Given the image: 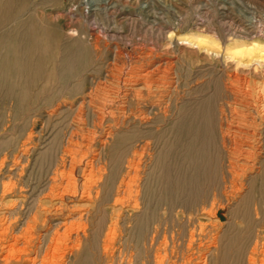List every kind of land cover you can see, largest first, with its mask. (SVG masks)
<instances>
[{
  "label": "rangeland",
  "instance_id": "374dc122",
  "mask_svg": "<svg viewBox=\"0 0 264 264\" xmlns=\"http://www.w3.org/2000/svg\"><path fill=\"white\" fill-rule=\"evenodd\" d=\"M85 1L86 0H13L12 2L14 5L12 4L10 9L4 8L5 2H3V11H1L2 14L0 13V35L4 36V40H0V163L6 157L8 160L5 159V161H8L9 165L11 164L10 168L13 166L12 168L14 169L18 165L22 168L19 167L21 169L18 171L19 175L17 173L14 175L15 180L11 177L8 178L10 176L6 174L8 171H6V175L2 176V179L0 178V217L3 215L5 216L10 210L17 208V210L15 209V214H17L15 216H17V218H19V216L29 217V222L32 221L35 215H42V218H44L47 213L49 214L58 209L55 198L54 200L56 202H54L53 198L51 199L47 196L48 189L51 187L49 182L54 179L58 182L55 187L57 190L55 192L56 195L59 191L63 190L65 192H62L69 197L71 195L70 192H73V187H77V189L79 186H82L83 189L84 187L88 188L87 182L89 181L90 185V181L92 183V181L96 180L91 184L92 187L89 186L92 188L93 192L90 195L92 199L87 197L85 193V195L83 194L80 198L78 196L76 199H66L65 202L63 201V205H67L65 206L67 208V214L71 212L70 207L73 206V214L75 216L78 215V212L79 215L85 214L84 221L78 220V222H86L85 224L88 225L85 232V234H87L88 243L86 242L85 245L80 247V249H82L79 255L75 257L77 259L73 258L69 260L68 254L70 251L69 248L71 247L69 241L65 246L60 247L61 249L57 251V253L47 252L46 247H42L43 240L40 236L42 234L44 235L47 228L37 227L32 232L34 237L32 246L34 243L36 245L32 248V250H34L32 251L33 254L31 258L33 259L35 257V264H48L49 262H51L49 264H128L127 261L130 262V264H158L159 262H162V264H192V262H194L193 264H196V262L197 264H213L210 259L207 260V258H204L205 253L213 248V245L210 244L211 237L215 236L216 232H220L221 234L218 233V236L221 237L224 233L223 230L227 229V222L229 220H233L236 225L235 230L241 234H239L236 239L238 244H234L236 248L233 247V250L228 247L224 249L221 254V256L223 255L221 262L223 261L224 263L222 262L221 264H264V67L254 63L250 65L239 64V62H236L238 61L237 59L234 60L227 57L225 51V47L232 40H253V38L262 39L264 37V0H113L118 3V10L109 11L111 15L108 14L109 12L104 13L106 10L103 9L105 7L102 5L95 15L89 14L87 15L89 17L86 16L85 18H81L79 12L84 8L83 5ZM81 5L83 7H81ZM24 21H26V24ZM240 28H243V31L246 30V28L248 30L251 29L250 32H253L252 36H248V33L239 30ZM84 30L85 32H89L91 36H95H92V39L95 40L96 37L100 39L98 40L100 41L98 53L87 44H75L74 47L72 45L67 46L66 40L69 39V36L73 35L76 37ZM51 31H53V33H51L52 35L48 34V32L50 33ZM37 33H39L38 38ZM76 33L77 35H74ZM23 34L26 36L24 43L21 42V40L19 41ZM197 34H207L214 39L218 45L210 47V50L207 51L196 44L194 46L189 45L186 41H181V39L189 38ZM235 34L241 36L237 37ZM18 36L19 39L17 38ZM32 36L34 37L33 39L31 38ZM1 38L3 37L1 36ZM17 39L18 42H16ZM26 46L29 50L27 49L23 52ZM115 50L120 51L122 61L115 59ZM19 52H21V54ZM147 54H152V58L150 56L148 57ZM145 55L147 56L145 57ZM141 57L142 60H144L143 62L140 61ZM158 61L166 63V65L169 62L171 65L168 64L169 66H166L164 64L161 73L157 75L158 77L154 76L149 80H152V82L149 83L150 94L153 95L152 93H154V96L150 94V96H148L146 91H142V97L139 96L140 94H133L132 98L131 96L127 97L129 88L128 81L130 80L131 74L130 70L133 71L134 68H139L142 63L145 67H141L146 68L147 64ZM210 80L211 82H209ZM152 89L156 91L152 92ZM136 97H140L138 98V102ZM146 97L147 99H145ZM135 99L137 105L135 104ZM140 99H142V102ZM128 101L132 102L130 103ZM186 105L189 106L186 108L189 109L190 118H188V123L183 126V128H185L181 133L183 139L179 138L181 140L179 142L181 143L178 142L175 144L174 148H167L164 146L161 147V149L159 148V151H161L158 155V168L156 172L152 173L154 178L152 176L150 177L157 183L155 185L161 184L160 187L162 186L161 188H163V190L165 189V191L161 190L159 186H157V191L152 189L150 194L154 196L150 198V209H147L143 216L128 221L126 217L129 214L134 215L135 213H131L127 205L125 206L126 200L123 198L125 195L123 194L125 193V187L121 182L124 181L123 183H125L126 165L133 151L132 149L136 147L138 150L140 145H148L147 152L150 153L149 156H152L156 142L160 145L166 140L167 136V139L170 138V131L165 129V118L167 120L170 119L181 107L184 108ZM235 108L237 110H235ZM134 110H136L137 113H134ZM137 110L142 114L147 112L146 115L148 117L152 116L150 120H148L149 118L143 114L145 120L149 122V126H132L134 115H136V117L140 115ZM170 110L173 111L172 114ZM251 114L254 115L251 116ZM199 121H202L201 123L203 126ZM219 121H222L221 124L223 125H219ZM227 121H229V123ZM156 123L158 124L157 127ZM232 123L233 126H231ZM192 124L194 125L192 126ZM195 125L198 126L197 130L200 127V131L198 130L199 133H195L198 131L193 130L194 135L193 133H189V131L193 132L191 130L196 129ZM124 126H126V128ZM152 126L155 127L153 128ZM246 126H248V128H246ZM158 127L160 128L158 129ZM116 128L120 130V133L114 137L113 141L109 142L103 154L99 148L100 143L109 130H115ZM219 128L221 129L219 130ZM177 131L178 130H175V133ZM201 131L203 133L202 135L200 133ZM253 132L255 133L253 134ZM158 135L161 138H159ZM183 135L185 137H183ZM241 140L243 142H251L250 144L252 146L255 145V150L259 146L263 147V150H261V152L256 150V154L254 153L255 150H250L249 152V150H245V148L239 151L233 150V144H239V142H242ZM114 142H116V145H113ZM25 143L30 149V152L28 154V159L22 163L15 157L19 155ZM178 145H181L182 152L181 147ZM190 145L194 148L196 147L195 149L197 150L193 149ZM176 146L179 147L180 154L182 155H177L178 153L176 151L178 148ZM32 148L35 149V152H33L34 150ZM222 148L224 150H222ZM184 150L186 152H184ZM235 152L236 154L240 153V156L238 154V156L235 155ZM227 155H229V157ZM242 155L247 157L244 158ZM61 156H65L63 158L67 160L64 167L61 164ZM238 157H241V159ZM71 160H73V162H71ZM93 161H98L100 164L96 162L95 164L97 165H95ZM71 163H73V166L76 164L75 168L78 169H74ZM57 166L59 168H55ZM70 167L73 168L71 169ZM54 171L56 174H54ZM70 172L75 178L70 177ZM52 174L54 177H52ZM58 175H60L61 178ZM80 176L83 177L85 181L81 180ZM89 176L93 179L89 178ZM100 176H102V180L97 182V178L99 180ZM86 177L89 179L87 180ZM249 178L253 180L251 181ZM151 179L150 181H152ZM7 180H14L12 182H14V184L16 183V186L19 184L18 187L20 188V192L17 191V193L13 195V198H2L1 184L9 182ZM118 182H120L119 184L122 186L119 185ZM59 183L62 184L58 185ZM94 183H97V185H95L99 188H97ZM180 183L185 184L181 185ZM192 183H196L195 186L197 185L196 187H198L199 190H197L198 188L194 189V184L191 187ZM54 184L55 183H52L51 185ZM176 184L181 185L179 189L182 188V190L184 186L186 191L192 189L189 190V192H185V195L190 193L189 196L185 197L189 203L186 209L187 211L181 209L171 210V206L173 205L171 201L174 198L169 192L176 188ZM164 185L169 188H164ZM186 185H190L188 190ZM170 186L171 188L173 186V188L171 189ZM90 188H88V191ZM121 191L123 192L122 194ZM119 192L121 196H118ZM93 194H95V196H93ZM243 194L247 195V200L245 201L246 204L242 203L244 205L242 206V204H240L238 207V209H242V211L240 212L239 210V212L237 211L235 214L230 213L231 205L237 200H241V197L245 196ZM231 195L232 197H229ZM16 196L17 199H19L18 203V200L15 201ZM97 196L98 198H96ZM88 198L91 199V201ZM115 198L119 199L116 200ZM230 198H233V200ZM79 200L84 204L78 202ZM69 201L75 204L73 203L72 205ZM116 201H119L122 205ZM211 202L220 206L221 210H217L220 214L216 213V216H211L206 214L205 211L200 210L204 207H210L212 204ZM78 203L81 208L78 206ZM21 204L22 206H20ZM89 206H91V208ZM118 206L122 208L120 207L121 209L119 208L117 212L114 208ZM123 207H126V209ZM20 208L22 209L20 210ZM246 208L247 212L242 214ZM254 208L257 210L256 212ZM42 211H45L46 213H44L46 215ZM195 213L199 215H195ZM115 217L118 220H116ZM76 218H78V216ZM210 218L211 220H209ZM111 219L116 220L117 230L114 236L110 235L105 238V235L108 233ZM137 219L138 221H136ZM162 219H165V221H162ZM216 221L217 225L219 226V224H221V226H216ZM195 224L196 227L193 226ZM189 225L192 228L189 227ZM213 225L217 228H214ZM204 227L206 229H204ZM208 227L210 229H208ZM202 229L206 232L204 234L208 232L206 237L211 235L208 238L210 241L208 239V242L205 240L207 246H203L202 248L198 242L196 243L198 247L195 244H189L192 237L191 232L195 231L193 235L200 237ZM80 231H82V229ZM164 231L166 233H163ZM211 231L216 232L213 235ZM56 233H53L50 239H56L64 232L62 229ZM164 234L167 235L165 236ZM170 234H174V238L173 235L171 236ZM257 234H259V236ZM163 237L165 238L163 239ZM200 238L201 240L203 239V237ZM200 238H198L197 241L200 240ZM48 239L49 238H47V240ZM185 240H187V243ZM254 240H258L260 245L255 254H251L250 247L253 246ZM162 242L165 246L162 245ZM152 243H156L155 245L157 247L155 245L154 247ZM187 245L188 247H186ZM219 247L217 246L218 249H220ZM36 248L40 249V251ZM63 248L65 250H63ZM162 248L164 251L161 250ZM203 249H206L207 252ZM189 250H192L194 253L192 251V254L189 253ZM184 251L186 253H184ZM215 251L216 250L213 251V254L216 257L219 256L218 258L220 259V253ZM227 251L229 252L227 253ZM45 254L48 255L47 258ZM61 257L62 259H60ZM189 257H191V259H189ZM202 259H204V261ZM214 263L219 264L217 259Z\"/></svg>",
  "mask_w": 264,
  "mask_h": 264
},
{
  "label": "bare ground",
  "instance_id": "6f19581e",
  "mask_svg": "<svg viewBox=\"0 0 264 264\" xmlns=\"http://www.w3.org/2000/svg\"><path fill=\"white\" fill-rule=\"evenodd\" d=\"M13 0H0V13H1V11H3V2H5V6H4V8H9L10 9V7H11V5L13 4V2H12ZM117 1V0H116ZM116 1H113V0H86L85 1V3H84V8L83 9H81L80 10V16H81V18H85L87 15H89V14H94L95 15V13H97V11L99 10V8H100V6H102L103 5V7H105V8H103L104 10H106V12H104V13H107V12H109V11H116V10H118V3L116 2ZM83 2V1H82ZM14 5V4H13ZM82 5H81V7H83ZM102 9V10H103ZM122 10V9H121ZM5 11V10H4ZM7 11V10H6ZM70 13V12H69ZM113 13V12H112ZM2 14V13H1ZM14 14V13H13ZM109 15H111L110 14V12L108 13ZM124 14V13H123ZM12 15V14H11ZM114 15V14H113ZM15 16V15H14ZM99 16V15H98ZM124 16V15H123ZM87 17H89V16H87ZM113 17V16H112ZM124 17H126V16H124ZM19 20V19H18ZM116 20V19H115ZM28 21V20H27ZM127 21V20H126ZM25 22V24H26V21H24ZM24 22H23V24H24ZM28 23V22H27ZM88 23V22H87ZM29 25V24H28ZM241 26V25H240ZM1 27V26H0ZM18 27V26H17ZM58 28V27H57ZM33 29V28H32ZM89 29V28H88ZM245 29V28H244ZM34 30V29H33ZM54 30V29H53ZM60 30V29H59ZM181 30V29H180ZM179 30V31H180ZM236 30V29H235ZM239 30H242L243 31V28H240ZM250 30L251 29H247L246 28V30H244L243 32H247L248 33V36H252V33L250 32ZM261 30V29H260ZM36 31V30H35ZM86 31H87V29H86ZM171 31H173V30H171ZM71 32V31H70ZM234 32H236V31H234ZM260 32V31H259ZM45 33V32H44ZM51 33H53V31H51L50 33L48 32V34H51ZM55 33V32H54ZM67 33V32H66ZM263 33V32H262ZM38 35H37V38L39 37V33H37ZM47 34V33H46ZM170 34V33H169ZM174 34V33H173ZM179 34H180V32H179ZM232 34V33H231ZM242 34V33H241ZM25 34H23L21 37H20V39H19V36L17 37L18 39H19V41L21 40V42H23L24 43V41H25V37L26 36H24ZM28 35V34H27ZM52 35V34H51ZM54 35V34H53ZM74 35H77V33L76 34H74ZM236 35V34H235ZM247 35V34H246ZM1 36L3 37V38H1ZM69 36V35H68ZM93 36V35H92ZM91 36V34L89 33V32H85V30L83 31V32H81V33H79L76 37H74L73 35L72 36H69V39H67L66 40V44H67V46H75V44H87L90 48H92L95 52H99V48H98V45L100 44V41H98V40H100V39H97L98 37H96L95 38V40L94 39H92L93 37H95V36H93L92 37ZM187 36V35H186ZM237 36V35H236ZM241 36V35H240ZM239 35L237 36V37H240ZM36 37V36H35ZM107 37V36H106ZM28 38H29V36H28ZM32 39L34 38L33 36L31 37ZM52 38V37H51ZM18 39H17V41L16 42H18ZM55 39V38H54ZM235 39V38H234ZM243 39V38H242ZM0 40L1 41H3L4 40V36L3 35H0ZM0 41V42H1ZM63 41H65V40H63ZM181 41L182 42H184V41H186L189 45H194L195 46V44L197 45V46H199V47H202L203 49H206L207 51L208 50H210V47H213V46H215V45H218L217 43H216V41L214 40V39H212L210 36H208L207 34H197V35H195V36H191V37H189V38H185V39H181ZM37 42V41H36ZM57 42V41H56ZM99 42V43H98ZM185 42V43H186ZM38 43V42H37ZM63 43V42H62ZM21 44V43H20ZM179 44H181V43H179ZM21 46H22V44H21ZM52 46V45H51ZM62 46H64V45H62ZM84 46V45H83ZM105 48V47H104ZM22 49V48H21ZM29 50V48L26 46L24 49H23V52H25L26 50ZM63 49V48H62ZM2 50V49H1ZM150 50V49H149ZM218 50V49H217ZM18 51V50H17ZM16 51V52H17ZM225 51H226V54H227V57H230L231 59H237L238 61H236V62H239V64H242V65H250V64H252V63H254V64H257L258 66H261V67H264V37L262 38V39H255V38H253V40H232V41H230L229 43H228V45L225 47ZM70 52V51H69ZM135 52H136V50H135ZM223 52V51H222ZM2 53V52H1ZM20 54H21V52H19ZM28 53V52H27ZM26 53V54H27ZM141 53V52H140ZM150 53V52H149ZM160 53V52H159ZM179 53V52H178ZM209 53V52H208ZM30 54V53H29ZM136 54V53H135ZM181 54V53H180ZM148 55V57L150 56L151 57V55L152 54H147ZM147 55H145V57L147 56ZM22 56H23V54H22ZM113 57V56H112ZM114 57H115V59L116 60H121L122 59V55H121V53H120V51H116L115 50V52H114ZM147 57V58H148ZM156 57V56H155ZM140 58V57H139ZM152 58V57H151ZM133 59V58H132ZM137 59V58H136ZM135 59V60H136ZM144 59V58H143ZM146 59V58H145ZM156 59H157V57H156ZM129 60V59H128ZM149 60H150V58H149ZM122 61V60H121ZM140 61H144V60H142V57H141V60ZM141 62V63H142ZM23 63V62H22ZM133 63V62H132ZM135 63V62H134ZM137 63H138V61H137ZM137 63H136V65H137ZM140 63V62H139ZM171 63H172V61H171ZM143 64V63H142ZM142 64H140L141 66H144V65H142ZM144 64H145V62H144ZM166 65V63H162L161 61H158V62H151L150 64H147V66H146V68H142L140 65V67L139 68H131L130 66V68L131 69H133V71L132 70H130L131 71V74H130V80L128 81L129 82V88H128V91H127V97H129V96H131V98H132V95L133 94H140L139 96L140 97H142L143 95H142V91H146V93H147V95L148 96H150L151 94H150V87H149V83H151L152 82V80L151 81H149L150 79H152L151 77H154V76H157V75H159L160 73H161V69H162V66L163 65ZM168 64H170L169 62H168ZM167 64V65H168ZM133 65V64H132ZM146 65V64H145ZM166 65V66H167ZM171 65V64H170ZM12 66V65H11ZM125 66V65H124ZM169 66V65H168ZM20 67V66H19ZM137 67V66H136ZM145 67V66H144ZM170 67H172V66H170ZM213 67V66H212ZM253 67H254V65H253ZM127 68V67H126ZM165 68V67H164ZM169 68V67H168ZM22 69V68H21ZM113 69V68H112ZM255 69H256V67H255ZM127 70V69H126ZM170 73H172V72H170ZM236 73V72H235ZM114 74V73H113ZM166 74V73H165ZM237 74V73H236ZM20 75V74H19ZM29 75V74H28ZM222 75H223V73H222ZM162 76V75H161ZM164 76V75H163ZM233 76V75H232ZM231 76V77H232ZM21 77V76H20ZM158 77V76H157ZM168 77V76H167ZM19 78V77H18ZM235 78V77H234ZM128 79H129V77H128ZM157 79V78H156ZM223 79V78H222ZM159 80H161V79H159ZM158 80V81H159ZM264 80V79H263ZM24 81V80H23ZM155 81H157V80H155ZM161 81H163V80H161ZM209 82H211V80L209 81ZM216 82V81H215ZM161 83V82H160ZM163 83V82H162ZM245 83V82H244ZM126 84H128V83H126ZM207 84V83H206ZM217 84V83H216ZM248 84V83H247ZM156 85V84H155ZM176 85V84H175ZM174 85V86H175ZM228 85V84H227ZM227 85H224V86H227ZM236 85V84H235ZM240 85V84H239ZM27 87V86H26ZM157 89V88H156ZM246 89V88H245ZM157 90H159V89H157ZM250 90V89H249ZM153 91H156V90H153L152 89V92ZM181 91V90H180ZM211 91V90H210ZM151 92V93H152ZM175 92V91H174ZM264 92V91H263ZM160 93V92H159ZM236 93V92H235ZM150 94V95H149ZM153 95H151V96H154V93H152ZM228 94V93H227ZM125 95V94H124ZM191 95V94H190ZM240 95V94H239ZM253 95V94H252ZM184 96V95H183ZM233 96V95H232ZM235 96V95H234ZM134 97V96H133ZM140 97H136V99H137V102H138V98H140ZM145 97V96H144ZM186 97V96H185ZM244 97V96H243ZM249 97V96H248ZM247 97V98H248ZM256 97V96H255ZM180 98H181V96H180ZM136 99H135V102H136ZM145 99H147V97L145 98ZM229 99V98H228ZM142 99H140V101H141ZM154 100H155V98H154ZM162 100V99H161ZM161 100H159V101H161ZM238 100V99H237ZM243 100V99H242ZM260 100V99H259ZM264 100V99H263ZM140 101H139V103H140ZM146 101V100H145ZM148 101V100H147ZM158 101V100H157ZM128 102H130V101H128ZM132 102V101H131ZM130 102V103H131ZM134 102V103H135ZM137 102L135 103L136 105H137ZM142 102V101H141ZM175 102V101H174ZM196 102V101H195ZM238 102V101H237ZM125 103V102H124ZM145 103V102H144ZM239 103V102H238ZM241 103H242V101H241ZM146 104V103H145ZM152 104V103H151ZM151 104H150V106H151ZM155 104H157V103H155ZM160 104V103H159ZM132 105V104H131ZM136 105H135V107H136ZM144 105V104H143ZM229 105V104H228ZM245 105V104H244ZM140 106V105H139ZM144 106H146V105H144ZM143 106V107H144ZM148 106V105H147ZM153 106V105H152ZM157 106H159V105H157ZM163 106V105H162ZM178 106V105H177ZM167 107V106H166ZM184 107V106H183ZM186 107H189L188 105H186L184 108H180L176 113H175V115H173L170 119H166L165 118V125H166V128L165 129H167V130H169L170 131V138L169 139H167V137H166V140L164 141V142H162L160 145H158L157 144V142H156V145H155V148H154V151L152 152L153 154H152V156H149V152H147V150H148V145H140L139 146V148H138V150H137V148L136 147H133V151H132V153H131V156L129 157V160L127 161V171H126V180H125V183H123V182H121V184L122 185H124V187H121V188H124V192L125 193H123L122 191H121V194L123 193V194H125L124 196H123V198L126 200V203H125V206L127 205V208L130 210V212L132 213H135L134 215L133 214H129L128 216H127V214H128V212H127V214H126V219L128 220V221H130V220H132V219H135V218H139V217H141V216H143L144 214H145V212H146V210L147 209H150V202H151V196L153 197L154 195H152V194H150V191L152 190V189H157L158 187L157 186H159L160 187V185L158 184V185H155V184H157V183H155L150 177L152 176V173H154V172H156V170H157V168H158V164H159V162H158V160H159V158H158V155H159V153H160V151H159V148L161 149V147H167V148H174L175 147V144H177L179 141H181L179 138H182L181 137V133L183 132V130L185 129V128H183V126H185L187 123H188V118H190L189 117V114H190V112H189V109H187ZM224 107V106H223ZM140 108V107H139ZM149 108V107H148ZM159 108V107H158ZM177 108V107H176ZM230 108V107H229ZM246 108H247V106H246ZM256 108V107H255ZM136 109V108H135ZM141 109H143V108H141ZM166 109V108H165ZM164 109V110H165ZM178 109V108H177ZM248 109V108H247ZM261 109V108H260ZM132 110V109H131ZM130 110V111H131ZM151 110V109H150ZM155 110V109H154ZM235 110H237L236 108H235ZM263 110V109H262ZM137 111H139V110H137ZM145 111H146V109H145ZM149 111V110H148ZM136 112V110H134V113ZM144 112V111H143ZM156 112V111H155ZM154 112V113H155ZM161 112H164V111H161ZM170 112H171V114H172V110H170ZM169 112V113H170ZM219 112V111H218ZM137 113V112H136ZM139 113H140V111H139ZM147 113V112H146ZM146 113L144 112L143 114H145V116H147L146 115ZM159 113H160V111H159ZM158 113V114H159ZM169 113H167V114H169ZM236 113V112H235ZM250 113H252V112H250ZM256 113V112H255ZM259 113V112H258ZM257 113V114H258ZM130 114V113H129ZM128 114V115H129ZM142 113H140V115L139 116H137L136 117V115H134V119H133V125L132 126H139V127H142V126H146V125H148L149 126V122H147L146 120H145V118L143 117L144 115H143ZM156 114V113H155ZM154 114V115H155ZM166 114V115H167ZM192 114V113H191ZM222 114V113H221ZM242 114V113H241ZM161 115V114H160ZM164 115V114H163ZM170 115V114H169ZM245 115V114H244ZM252 115H254V114H251V116ZM261 115V114H260ZM132 116V115H131ZM168 116V115H167ZM235 116V115H234ZM148 117V116H147ZM150 117H152V116H150ZM150 117H148L149 119L148 120H150ZM203 117V116H202ZM263 117V116H262ZM144 118V119H143ZM123 119V118H122ZM152 119V118H151ZM221 119V118H220ZM219 119V120H220ZM225 119V118H224ZM228 119V118H227ZM222 120V119H221ZM234 120V119H233ZM251 120V119H250ZM242 121V120H241ZM256 121V120H255ZM200 122V121H199ZM202 122V121H201ZM200 122V123H201ZM220 122V121H219ZM218 122V123H219ZM222 122V121H221ZM221 122L219 123V125H223V124H221ZM228 123H229V121H227ZM261 122V121H260ZM126 123V122H125ZM124 123V124H125ZM129 123V122H128ZM192 123V122H191ZM198 123V122H197ZM199 123V124H200ZM240 123V122H239ZM116 124V123H115ZM123 124V123H122ZM121 124V125H122ZM157 124V123H156ZM161 124V123H160ZM198 124V125H199ZM202 124V123H201ZM231 124V123H230ZM255 124H256V122H255ZM119 125V124H118ZM191 125V124H190ZM194 124H192V126H193ZM131 126V125H130ZM151 126V125H150ZM158 126V124L156 125V127ZM160 126V125H159ZM200 126V125H199ZM202 126H203V124H202ZM202 126H200V127H202ZM205 126V125H204ZM231 126H233V123H232V125ZM236 126V125H235ZM238 126V125H237ZM245 126V125H244ZM257 126V125H256ZM259 126V125H258ZM122 127V126H121ZM125 128H126V126H124ZM128 127V126H127ZM138 127V128H139ZM153 128L155 127V126H152ZM197 127L198 126H196L195 125V128L196 129H192L191 131H198L199 130V128H198V130H197ZM223 127V126H222ZM227 127H228V125H227ZM226 127V128H227ZM264 127V126H263ZM145 128V127H144ZM147 128V127H146ZM150 128V127H149ZM148 128V129H149ZM160 127H158V129H159ZM226 128H225V130H226ZM229 128V127H228ZM227 128V129H228ZM238 128V127H237ZM246 128H248V126H246ZM245 128V129H246ZM257 128V127H256ZM122 129V128H121ZM129 129V128H128ZM164 129V130H165ZM171 129V130H170ZM221 128H219V130H220ZM224 129V128H223ZM231 129V128H230ZM240 129H241V127H240ZM254 129V128H253ZM156 130V129H155ZM163 130V129H162ZM175 130H178L176 133H175ZM232 130V129H231ZM249 130V129H248ZM110 131V130H109ZM108 131V133H107V135L105 136V138L102 140V142L100 143V151L104 154V152H105V150H106V148H107V145L109 144V142L110 141H113V139H114V137L115 136H117L119 133H120V130L118 129V128H116L115 130H111L110 132ZM122 131H123V129H122ZM124 131H126V130H124ZM149 131V130H148ZM186 131H188V130H186ZM194 131L193 132H190L189 131V133H193L194 134ZM200 131V130H199ZM199 131L198 132H195V133H199ZM204 131V130H203ZM224 131V130H223ZM229 131V130H228ZM254 131V130H253ZM222 132V131H221ZM230 132V131H229ZM132 133V132H131ZM135 133H138V132H135ZM186 133V132H185ZM201 133V135L203 134L202 133V131L200 132ZM228 133V132H227ZM255 132H253V134H254ZM141 134H142V132H141ZM184 134V133H183ZM232 134V133H231ZM231 134H229V135H231ZM245 134V133H244ZM262 134V133H261ZM139 135V134H138ZM144 135V134H143ZM160 135V134H159ZM158 135V136H159ZM163 135V134H162ZM195 135V134H194ZM222 135V134H221ZM228 135V136H229ZM241 135V134H240ZM258 135V134H257ZM134 136V135H133ZM187 136H188V132H187ZM237 136H238V134H237ZM261 136V135H260ZM32 137V136H31ZM137 137V136H136ZM165 137V136H164ZM183 137H185L184 135H183ZM190 137H191V135H190ZM243 137V136H242ZM242 137H241V139H242ZM257 137V136H256ZM153 138V137H152ZM159 138H161L160 136H159ZM196 138V137H195ZM230 138H231V136H230ZM229 138V139H230ZM244 138H246V137H244ZM183 139V138H182ZM186 139V138H185ZM187 139H188V137H187ZM228 139V140H229ZM254 139V138H253ZM257 139V138H256ZM47 140V139H46ZM135 140V139H134ZM141 140H143V139H141ZM149 140V139H148ZM227 140V141H228ZM230 140H232V139H230ZM243 140V139H242ZM241 140V141H242ZM246 140V139H245ZM150 141V140H149ZM160 141V140H159ZM221 141V140H220ZM224 141V140H223ZM240 141V140H239ZM248 141H249V139H248ZM29 142V141H28ZM188 142V141H187ZM257 142V141H256ZM255 142V143H256ZM260 142V141H259ZM258 142V143H259ZM139 143V142H138ZM145 143V142H144ZM146 143H147V141H146ZM151 143V142H150ZM179 143H181V142H179ZM192 143V142H191ZM251 143V142H250ZM249 142H239V144L238 143H235V144H233V150H242V148L244 149L245 148V150H249V152H250V150H255V145L254 146H252L251 144H250ZM44 144V143H43ZM42 144V145H43ZM140 144V143H139ZM195 144V143H194ZM193 144V145H194ZM224 144L226 145V143L224 142ZM257 144V143H256ZM29 145V144H28ZM113 145H116V142H114V144ZM132 145V144H131ZM137 145V144H136ZM184 145V144H183ZM22 146V145H21ZM47 146V145H46ZM51 146V145H50ZM78 146V145H77ZM82 146V145H81ZM80 146V147H81ZM178 146H180L181 147V145H178ZM186 146V145H185ZM190 146H192V145H190ZM221 146H222V144H221ZM228 146H229V144H228ZM259 146V145H258ZM115 147V146H114ZM150 147V146H149ZM177 147V146H176ZM193 147V146H192ZM192 147H191V149H192ZM198 147V146H197ZM223 147V146H222ZM231 147V146H230ZM48 148V147H47ZM98 148V147H97ZM152 148V147H151ZM178 149H177V155H179L180 154V149H179V147H177ZM196 148V147H195ZM194 147H193V149H195ZM201 148V147H200ZM224 149H225V147H223ZM222 148V150H224ZM20 149H21V147H20ZM33 149V148H32ZM76 149V148H75ZM81 149H82V147H81ZM81 149H79V150H81ZM186 149V148H185ZM187 149H188V147H187ZM192 149V150H193ZM34 151L33 152H35V149H33ZM158 150V151H157ZM168 150V149H167ZM195 150H197V149H195ZM200 150V149H199ZM228 150V149H227ZM256 150H259L260 152H261V150H263V147H261V146H259L258 148H256ZM256 150L254 151V153L256 154L257 152H256ZM130 151V150H129ZM188 151V150H187ZM229 151V150H228ZM231 151H232V149H231ZM29 152H30V149L28 148V146H27V144L25 143L24 144V147H23V149L19 152V155L17 156V157H15L16 159H19L20 160V162H22V163H24L27 159H28V154H29ZM55 152V151H54ZM73 152V151H72ZM78 152V151H77ZM80 152V151H79ZM89 152V151H88ZM100 152V153H101ZM181 152H182V147H181ZM184 152H186L185 150H184ZM230 152V151H229ZM234 152V151H233ZM74 153H75V151H74ZM86 153V152H85ZM163 153V152H162ZM251 153H252V151H251ZM259 153V152H258ZM77 154V153H76ZM80 154H82V153H80ZM148 154V155H147ZM230 154H231V152H230ZM238 154V153H237ZM236 154V152H235V155H237ZM246 154V153H245ZM248 154V153H247ZM14 155H17V154H14ZM13 155V156H14ZM56 155V154H55ZM86 155V154H85ZM147 155V156H146ZM180 155H182V154H180ZM184 155H185V153H184ZM232 155H233V153H232ZM232 155H230V156H232ZM239 156H240V153L238 154ZM237 155V156H238ZM251 155V154H250ZM250 155H248V156H250ZM36 156V155H35ZM73 156V155H72ZM72 156H70V157H72ZM74 156H75V154H74ZM73 156V157H74ZM87 156V155H86ZM228 157H229V155H227ZM234 156V155H233ZM243 156V155H242ZM241 156V157H242ZM257 156V155H256ZM62 157V156H61ZM63 157H65V156H63ZM60 158V160H61V164H62V166L64 167L65 165H66V163H67V160H66V158ZM67 157V156H66ZM79 157V156H78ZM80 157H81V155H80ZM79 157V158H80ZM85 156L83 155V158H84ZM97 157H98V155H97ZM96 157V158H97ZM241 157L239 158V159H241ZM244 157V156H243ZM247 157V156H246ZM246 157H244V158H246ZM190 158V157H189ZM3 159V158H2ZM1 159V160H2ZM5 159H6V157H5ZM5 159H3V161H1V163H0V178L2 179V176L3 175H6V174H9L10 176L8 177V178H14V175H16V173L18 174V171H20L21 169L20 168H22V167H20L18 164H16V165H18L17 167H15L14 169L12 168H10V165H9V163H8V161H5ZM69 159V158H68ZM71 159V158H70ZM85 159V158H84ZM195 159V158H194ZM238 159V160H239ZM251 159V158H250ZM6 160H8V159H6ZM59 160V159H58ZM74 160V159H73ZM73 160H71V162H73ZM94 160V159H93ZM97 160H98V158H97ZM187 160V159H186ZM244 160H246V159H244ZM92 161V160H91ZM99 161V160H98ZM98 161H96V162H98ZM107 161V160H106ZM249 161V160H248ZM10 162V161H9ZM33 162V161H32ZM56 162V161H55ZM87 162V161H86ZM94 162V161H93ZM96 162H94V164L96 163ZM232 162H234V161H232ZM254 162V161H253ZM252 162V163H253ZM89 163V162H88ZM99 163V162H98ZM105 163V162H104ZM180 163V162H179ZM205 163V162H204ZM80 164H81V162H80ZM86 164V163H85ZM100 164V163H99ZM233 164H235V163H233ZM14 165V164H13ZM16 165H14V166H16ZM69 165V164H68ZM71 165L73 166V163H71ZM79 165V164H78ZM77 165V166H78ZM95 165H97V164H95ZM241 165H242V163H241ZM249 165H251V164H249ZM54 166V165H53ZM60 166V165H59ZM75 166H76V164L73 166L74 167V169H78V168H75ZM87 166H88V164H87ZM92 166H93V164H92ZM105 166V165H104ZM240 166V165H239ZM259 166V165H258ZM20 167V168H19ZM73 167H70L71 169L73 168ZM79 167H81V166H79ZM85 167V166H84ZM84 167H83V171H84ZM101 167V166H100ZM229 167V166H228ZM235 167V166H234ZM55 168H59L58 166L57 167H55ZM62 168V167H61ZM68 168H69V166H68ZM82 168V167H81ZM86 168V167H85ZM94 168V167H93ZM92 168V169H93ZM96 168V167H95ZM105 168V167H104ZM236 168V167H235ZM247 168V167H246ZM251 168V167H250ZM9 169H11V170H9ZM245 169V168H244ZM80 170V169H79ZM82 170V169H81ZM91 170V169H90ZM89 170V171H90ZM6 171H8L7 173H6ZM72 171V170H71ZM100 171H101V169H100ZM104 171H105V169H104ZM103 171V172H104ZM4 174H3V173ZM55 172V171H54ZM63 172V171H62ZM65 172V171H64ZM78 172H80V171H78ZM87 172V171H86ZM6 173V174H5ZM52 173V172H51ZM85 173V172H84ZM125 173V172H124ZM245 173V172H244ZM54 174H56V172L54 173ZM59 174V173H58ZM77 174V173H76ZM86 174V173H85ZM89 174V173H88ZM87 174V175H88ZM93 174V173H92ZM94 174L96 175V173L94 172ZM19 175V174H18ZM53 175V174H52ZM70 175H71V172H70ZM78 175V174H77ZM81 175V174H80ZM87 175H84V176H87ZM90 175H91V173H90ZM101 175V174H100ZM143 175V176H142ZM230 175V174H229ZM243 175V174H242ZM57 176V175H56ZM55 176V177H56ZM59 177H60V175H58ZM67 176V175H66ZM81 176H83V175H81ZM80 176V177H81ZM251 176V175H250ZM52 177H54V175L52 176ZM62 177H64V176H62ZM68 177V176H67ZM66 177V178H67ZM70 177H72V178H75V177H73V175H71ZM88 177V176H87ZM86 177V178H87ZM95 177V176H94ZM104 177V176H103ZM125 177V176H124ZM153 177V176H152ZM61 178V177H60ZM59 178V179H60ZM69 178V177H68ZM79 178V177H78ZM89 178H92V177H90L89 176ZM89 178H87V180L89 179ZM154 178V177H153ZM57 179H58V177H57ZM69 179H71V178H69ZM93 179V178H92ZM150 179L153 181H150ZM4 180H6V179H4ZM11 180V179H10ZM10 180H7V181H9V182H7V183H3V181H2V183L3 184H1V195H2V198H7V197H10V198H13V195H15L16 193H17V191H19L20 192V188L18 187V185L16 186V183L14 184V182H12V181H14L15 180V178H14V180H12V181H10ZM51 180V179H50ZM60 180H62V179H60ZM81 180H84L85 181V179L83 178V177H81ZM91 180V179H90ZM100 180H102V176H100V178H99V180H98V178H97V182L98 181H100ZM121 180H124V179H121ZM249 180H251L250 178H249ZM253 180V179H252ZM251 180V181H252ZM67 181V180H66ZM71 181H73V180H71ZM80 181V180H79ZM96 180H94V181H92V183L93 182H95ZM152 182V183H150V182ZM4 182H6V181H4ZM16 182V181H15ZM65 182V181H64ZM78 182V181H77ZM76 182V183H77ZM82 182V181H81ZM52 183H55L54 185H51ZM57 181L54 179L53 181H51V182H49V185L51 186L49 189H48V193H47V196L48 197H50L51 199L53 198V200H54V198H55V200L57 201V206H58V209L57 210H55L54 212H50L49 214L47 213V215L46 216H44V218H42V215H35V216H33V218H32V221L31 222H29L28 221V219H30L29 217H22V216H19V218H17V216H15V215H17V214H15V209L17 210V208H15V209H13V210H8L9 212L4 216H1L0 217V264H27V263H33V264H35V257L32 259L31 258V256H32V251L34 250H32V248H33V246L34 245H36L35 243H34V245L32 246V242L34 241V237H33V231L38 227V228H47V230L44 232V235L42 234V235H40L41 236V239L43 240V243H42V247L43 248H45L46 247V249H47V252H54V253H57V251H59L61 248L60 247H63V246H65V244L69 241L70 242V244H71V247L69 248L70 249V251H69V260H71V259H73V258H75L76 256H78L79 255V253H80V250L82 249H80V247H82L83 245H85L86 244V242H87V234H85V232H86V229H87V226L88 225H86L85 223H79L78 222V220L79 221H84V219H85V214L83 213V214H80L79 215V212H78V218H76L77 216H75L74 214H73V211H74V207L73 206H71L70 207V209H71V212H69V214H67V208L65 207V206H67V205H63V201L65 202L66 201V199L68 200V199H76L78 196H79V198L80 197H82V195L84 194L85 195V193L87 194V197H90V195L93 193L92 192V188H90L89 186H91V181H90V185H89V181L87 182L88 183V188H90L89 189V191H88V188H86V187H84V189H83V187L82 186H79L78 187V189H77V187H73L72 188V193L70 192V196L69 197H67V195H65V193H63V192H65V191H63V190H61V191H59V193H57V195H56V185H57ZM63 183V182H62ZM62 183H59L58 185H60V184H62ZM67 183V182H66ZM72 183V182H71ZM83 183V182H82ZM81 183V184H82ZM85 183V182H84ZM102 183V182H101ZM120 182H118V184H119ZM154 183V184H153ZM22 184V183H21ZM64 184V183H63ZM97 185V183H94V185ZM121 184H119V185H121ZM179 184V183H178ZM181 185H184L185 183H180ZM193 184L194 183H192L191 184V187L193 186ZM196 184V183H195ZM195 184H194V189L195 188H198V187H196L195 186ZM230 184V183H229ZM249 184V183H248ZM68 185H70V184H68ZM95 185V186H96ZM121 185V186H122ZM177 185V184H176ZM181 185H177L176 186V188L175 189H172L173 188V186H172V188H171V186H170V188L172 189H169V190H171V192H169V194H171V196L174 198L172 201H171V203H173V205L171 206V210L172 209H181V210H186L187 208H188V201L185 199V197H187V196H189V194L188 195H185V192H189V190H192V189H189L190 188V185H186L187 186V190L188 191H186L185 190V186H184V188H183V190H182V188L181 189H179L180 187L179 186H181ZM198 185H200L199 183H198ZM234 185V184H233ZM247 185V184H246ZM72 186V185H71ZM165 186V185H164ZM163 186V187H164ZM175 186V185H174ZM217 186V185H216ZM232 186V185H231ZM59 187V186H58ZM67 187V186H66ZM65 187V188H66ZM92 187V186H91ZM94 187V186H93ZM97 187V186H96ZM101 187V186H100ZM162 187V186H161ZM160 187V188H161ZM167 186H165L164 188H166ZM200 187H201V185H200ZM223 187V186H222ZM235 187V186H234ZM23 188V187H22ZM60 188V187H59ZM97 188H99V187H97ZM118 188V187H117ZM116 188V189H117ZM159 188V189H160ZM169 187H167V189H168ZM62 189V188H61ZM83 189V191L81 192V190ZM228 189V188H227ZM240 189V188H239ZM249 189V188H248ZM94 190H96V189H94ZM121 190V189H120ZM161 190H163V188H161ZM197 190H199V188L197 189ZM205 190V189H204ZM47 191V190H46ZM45 191V192H46ZM63 191V192H62ZM67 191V190H66ZM99 191V190H98ZM157 191V190H156ZM159 191V190H158ZM163 191H165V189L163 190ZM163 191H161V192H163ZM196 191V190H195ZM118 192V191H117ZM117 192H116V194H117ZM236 192V191H235ZM60 193H62V194H60ZM68 193V192H67ZM95 193V192H94ZM152 193V192H151ZM154 193V192H153ZM158 193V192H157ZM156 193V194H157ZM191 193H194V192H191ZM227 193V192H226ZM239 193V192H238ZM42 194H44V193H42ZM95 194H97V193H95ZM95 194H93V196H95ZM113 194H115V193H113ZM155 194V193H154ZM17 195H19V194H17ZM120 195V192H119V194H118V196ZM149 195H150V197H149ZM222 195V194H221ZM227 195V194H226ZM238 195V194H237ZM239 195H240V193H239ZM243 195H245V196H243V197H241V200L239 201V200H237L236 202H234V204L233 205H231V207H230V213H234L235 214V212H239V210H240V212L242 211V209H238V207H239V205L240 204H242V203H244V204H246L245 203V201L247 200V195L246 194H243ZM20 196V195H19ZM117 196V197H118ZM121 196V195H120ZM15 197V196H14ZM46 197V196H45ZM92 197V196H91ZM90 197V198H91ZM215 197V196H214ZM219 197V196H218ZM229 197H232V195L231 196H229ZM239 197V198H240ZM95 198V197H94ZM93 198V199H94ZM96 198H98V196L96 197ZM120 198V197H119ZM119 198H115L116 200L117 199H119ZM122 198V199H123ZM50 199V200H51ZM83 199V198H82ZM89 199V198H88ZM92 199V198H91ZM91 199H89L90 201H91ZM122 199H120V200H122ZM123 199V200H124ZM194 199V198H193ZM222 199V198H221ZM231 200H233V198H230ZM253 199V198H252ZM3 200V199H2ZM14 200V199H13ZM18 200V201H17ZM54 200V202H56ZM212 200V199H211ZM210 200V201H211ZM230 200V201H231ZM15 201H17V203L19 202V199H17V196H16V200ZM72 201V200H71ZM75 201V200H74ZM98 201V200H97ZM114 201V200H113ZM203 201V200H202ZM219 201H221V200H219ZM226 201L228 202V200L226 199ZM225 201V202H226ZM22 202V201H21ZM68 202V201H67ZM66 202V203H67ZM70 202V201H69ZM78 202H81V200H79ZM86 202H87V200H86ZM115 202V201H114ZM113 202V203H114ZM116 202H119V201H116ZM164 202V201H163ZM217 202V201H216ZM53 203V202H52ZM70 203H72V205H73V203L74 202H70ZM81 203H83V202H81ZM94 203V202H93ZM98 203V202H97ZM120 203V202H119ZM123 203V202H122ZM161 203V202H160ZM210 203V202H209ZM212 203V202H211ZM218 203V202H217ZM229 203V202H228ZM49 204V203H48ZM54 204V203H53ZM75 204V203H74ZM84 204V203H83ZM95 204V203H94ZM117 204V203H116ZM121 204V203H120ZM192 204V203H191ZM203 204V203H202ZM244 204H242V206L244 205ZM12 205H14V204H12ZM38 205H40V204H38ZM42 205V204H41ZM56 205V204H55ZM71 205V204H70ZM76 205H77V203H76ZM89 205H91V204H89ZM93 205V204H92ZM118 205V204H117ZM122 205V204H121ZM124 205V204H123ZM220 205H221V203H220ZM16 206V205H15ZM20 206H22V204L20 205ZM48 206V205H47ZM68 206H69V204H68ZM75 206V205H74ZM78 206L80 207V204L78 203ZM78 206H77V208H78ZM85 206V205H84ZM113 206H114V204H113ZM205 206H206V204H205ZM223 206H224V204H223ZM222 206V207H223ZM227 206V205H226ZM225 206V207H226ZM42 207H44V206H42ZM42 207H40V208H42ZM54 207V206H53ZM87 207V206H86ZM90 208H91V206H89ZM121 206H118L117 208L115 207L114 209H116V211L120 208ZM202 207H204V206H202ZM245 207H246V205H245ZM45 208V207H44ZM43 208V209H44ZM76 208V209H77ZM81 208V207H80ZM84 208V207H83ZM122 208V207H121ZM120 208V209H121ZM123 208H125L126 209V207H123ZM251 208H252V206H251ZM22 208H20V210H21ZM38 209V208H37ZM113 209V210H114ZM156 209V208H155ZM196 209V208H195ZM255 209V208H254ZM38 210H40V209H38ZM37 210V211H38ZM47 210V209H46ZM51 210V209H50ZM53 210V209H52ZM69 210V209H68ZM80 210V209H79ZM85 210V209H84ZM200 210H202V211H205V213L206 214H208V215H211V216H216V213H218L220 210H221V208H220V206L217 204V205H215V203L213 204H211V206L210 207H204V208H201ZM217 210H219L218 212H217ZM93 211V210H92ZM119 211V210H118ZM117 211V212H118ZM187 211V210H186ZM257 210L255 209V212H256ZM41 212V211H40ZM39 212V213H40ZM84 212V211H83ZM87 212V211H86ZM95 212V211H94ZM93 212V213H94ZM121 212V211H120ZM173 212V211H172ZM247 212V208L246 209H244V211L242 212V214L243 213H246ZM253 212V211H252ZM35 213V212H34ZM89 213V212H88ZM87 213V214H88ZM174 213V212H173ZM173 213H171V214H173ZM176 213V212H175ZM179 213V212H178ZM254 213V212H253ZM23 214V213H22ZM32 214V213H31ZM43 214V215H44ZM117 214V213H116ZM185 214V213H184ZM218 214H220V213H218ZM256 214V213H255ZM175 215V214H174ZM173 215V216H174ZM187 215V214H186ZM195 215H199L198 213L196 214L195 213ZM222 215V214H221ZM231 215V214H230ZM248 215V214H247ZM253 215V214H252ZM68 216V217H67ZM176 216V215H175ZM184 216V215H183ZM190 216V215H189ZM192 216H193V214H192ZM191 216V217H192ZM203 216V215H202ZM204 216H205V214H204ZM89 217H91V216H89ZM102 217V216H101ZM103 217H104V215H103ZM102 217V218H103ZM118 217V216H117ZM188 217V216H187ZM190 217V218H191ZM198 217V216H197ZM101 218V219H102ZM106 218V217H105ZM160 218V217H159ZM189 218V217H188ZM195 218H196V216H195ZM199 218V217H198ZM236 218V217H235ZM240 218V217H239ZM241 218H242V216H241ZM93 219V218H92ZM115 219H116V217H115ZM121 219V218H120ZM171 219H173V218H171ZM197 219V218H196ZM116 220H118V219H116ZM116 220H110V223H109V227H108V233L105 235V238L106 237H108V236H110V235H115V233H116V228H117V222H116ZM151 220H153V219H151ZM189 220V219H188ZM192 220V219H191ZM209 220H211V218L209 219ZM214 220V219H213ZM248 220V219H247ZM97 221V220H96ZM103 221V220H102ZM136 221H138V219L136 220ZM162 221H165V219L163 220L162 219ZM161 221V222H162ZM179 221V220H178ZM184 221H186V220H184ZM193 221H194V219H193ZM193 221H191V222H193ZM218 221V220H217ZM217 221L215 222L216 223V226H218L217 225ZM101 222V221H100ZM159 222V221H158ZM173 222H174V220H173ZM183 222V221H182ZM189 222V221H188ZM201 222V221H200ZM244 222V221H243ZM97 223H98V221H97ZM105 223V222H104ZM197 223V222H196ZM208 223V222H207ZM211 223V222H210ZM214 223V224H215ZM220 223V222H219ZM249 223V222H248ZM91 224H92V222H91ZM108 224V223H107ZM161 224V223H160ZM165 224V223H164ZM173 224V223H172ZM182 224V223H181ZM189 224H190V222H189ZM205 224V223H204ZM209 224V223H208ZM129 225V224H128ZM175 225V224H174ZM90 226V225H89ZM97 226V225H96ZM95 226V227H96ZM122 226V225H121ZM155 226V225H154ZM169 226V225H168ZM179 226V225H178ZM186 226V225H185ZM193 226H195L196 227V224L195 225H193ZM198 226V225H197ZM199 226H200V224H199ZM202 226H203V223H202ZM210 226V225H209ZM214 226V225H213ZM216 226H214V228L216 227ZM219 226H221V224H219ZM218 226V227H219ZM75 227H77V228H75ZM93 227V226H92ZM98 227V226H97ZM189 227H191L190 225H189ZM207 227V226H206ZM235 227H236V225L234 224V222H233V220L231 221V220H229L228 222H227V229H225V230H223V229H221V230H223L224 231V233L221 235V237H219L218 236V233L219 234H221L220 232H216V231H211V232H213V235H214V233L216 232V235L215 236H213V237H211L212 239H211V245H213L212 247L213 248H211V250L209 251V252H207V248L206 249H203V250H206V252L207 253H205V256H204V258H207V260H209L210 259V261L213 263V264H215L214 262L216 261V259L218 260V262H219V264H221L222 262H221V258H222V256H221V254L223 253V251H224V249L225 248H230V249H234V248H236L235 246H234V244H238L237 243V241H236V239L238 238V236H239V234H241V233H238L236 230H235ZM123 228V227H122ZM121 228V229H122ZM161 228H162V226H161ZM192 228V227H191ZM203 228V227H202ZM213 228V227H212ZM211 228V229H212ZM217 228V227H216ZM254 228V227H253ZM63 229V234L62 235H59L56 239H54V238H52V239H50V237H51V235L53 234V233H56V232H59V231H61ZM82 229V231H80ZM175 229H177V228H175ZM174 229V230H175ZM194 229V228H193ZM204 229H206L205 227H204ZM208 229H210L209 227H208ZM44 230V229H43ZM93 230V229H92ZM94 230H95V228H94ZM101 230V229H100ZM156 230H157V228H156ZM161 230V229H160ZM164 230H165V228H164ZM181 230V229H180ZM190 230V229H189ZM198 230V229H197ZM216 230V229H215ZM218 230H219V228H218ZM217 230V231H218ZM98 231V230H97ZM102 231V230H101ZM128 231V230H127ZM205 231H208V230H205ZM74 232V233H73ZM133 232V231H132ZM170 232V231H169ZM175 232V231H174ZM191 232V231H190ZM193 232H195V231H193ZM193 232H191L192 233V237H191V239H190V243L189 244H192V245H197L196 243L198 242L199 243V245L200 246H202V248H203V246H207V243L205 242V240L207 241V239L211 236H209V237H206V235L208 234V232H207V234H204V233H206V232H204V230L202 229L201 230V232H200V237H203V239L201 240V238L200 237H196V236H194L193 235ZM198 232V231H197ZM210 232V233H211ZM240 232V231H239ZM35 233H36V231H35ZM161 233V232H160ZM163 233H166L165 231L163 232ZM162 233V234H163ZM177 233V232H176ZM187 233V232H186ZM191 233H189V234H191ZM37 234H38V232H37ZM48 234V235H47ZM57 234V233H56ZM121 234V233H120ZM152 234H154V233H152ZM159 234V233H158ZM179 234V233H178ZM188 234V235H189ZM243 234V233H242ZM93 235V234H92ZM97 235V234H96ZM103 235V234H102ZM157 235V234H156ZM165 235V234H164ZM167 235V234H166ZM165 235V236H166ZM171 235V234H170ZM173 235V238H174V234H172ZM171 235V236H172ZM247 235V234H246ZM258 236H259V234H257ZM257 235H256V237H257ZM35 236V235H34ZM49 236V237H48ZM54 236V235H53ZM98 236V235H97ZM152 236V235H151ZM170 236V237H171ZM178 236V235H177ZM176 236V237H177ZM185 236H186V234H185ZM226 236H228V237H226ZM155 237V236H154ZM183 237V236H182ZM190 237V236H189ZM47 238H49L48 240H47ZM90 238V237H89ZM157 238V237H156ZM165 237H163V239H164ZM168 238V237H167ZM172 238V239H173ZM179 238V237H178ZM178 238H177V240H178ZM198 238H200V240H198L197 241V239ZM243 238H244V236H243ZM249 238V237H248ZM247 238V239H248ZM99 239H100V237H99ZM162 239V238H161ZM169 239H171V238H169ZM185 239V238H184ZM35 240H36V238H35ZM50 240V241H49ZM102 240V239H101ZM130 240V239H129ZM153 240H154V238H153ZM166 240V239H165ZM209 240V239H208ZM235 240V241H234ZM41 241V240H40ZM151 241V240H150ZM160 241V240H159ZM162 241V240H161ZM171 241V240H170ZM187 240H185V242H186ZM210 241V240H209ZM251 241H252V239H251ZM68 242V243H69ZM90 242H92V241H90ZM176 242V241H175ZM208 242V241H207ZM236 242V243H235ZM242 242H243V240H242ZM88 243V242H87ZM99 243V242H98ZM148 243V242H147ZM181 243V242H180ZM179 243V244H180ZM187 243V242H186ZM250 243V242H249ZM254 244H253V246L252 247H250L251 249V254H255V252H256V250H257V248L259 247V245H260V242H258V240H254V242H253ZM38 244V243H37ZM69 244V245H70ZM91 244V243H90ZM89 244V245H90ZM103 244V243H102ZM106 244V243H105ZM156 243H152V245L154 246ZM164 244H166V243H164ZM168 244V243H167ZM173 244V243H172ZM184 244V243H183ZM161 245V244H160ZM162 245H163V242H162ZM174 245V244H173ZM186 245V244H185ZM208 245H209V243H208ZM21 246V247H20ZM98 246V245H97ZM147 246V245H146ZM150 246V245H149ZM156 246V245H155ZM154 246V247H155ZM163 246H165V245H163ZM167 246V245H166ZM217 246L220 248V249H218L217 248ZM238 246V245H237ZM38 247V246H37ZM91 247V246H90ZM102 247V246H101ZM148 247V246H147ZM153 247V248H154ZM157 247V246H156ZM159 247V246H158ZM185 247V246H184ZM186 247H188V245L186 246ZM185 247V248H186ZM194 247V246H193ZM197 247H198V245H197ZM211 247V246H210ZM234 247V248H233ZM264 247V246H263ZM39 248V247H38ZM38 248H36V249H38ZM93 248V247H92ZM146 248V247H145ZM151 248V247H150ZM164 248V247H163ZM163 248L161 249V250H163ZM171 248V247H170ZM173 248V247H172ZM195 248V247H194ZM200 248V247H199ZM198 248V249H199ZM201 248V249H202ZM156 249V248H155ZM175 249V248H174ZM188 249V248H187ZM209 249V248H208ZM218 249V250H217ZM39 251H40V249H38ZM63 250H65L64 248H63ZM92 250V249H91ZM102 250H103V248H102ZM151 250V249H150ZM159 250V249H158ZM160 250V251H161ZM166 250V249H165ZM176 250V249H175ZM178 250V249H177ZM202 250V251H203ZM214 250H216V251H218L219 253H220V259L218 258V257H216L214 254H213V251ZM263 250V249H262ZM43 251V250H42ZM41 251V252H42ZM90 251V250H89ZM155 251V250H154ZM164 251V250H163ZM174 251V250H173ZM179 251V250H178ZM190 251V250H189ZM192 251V250H191ZM191 251L189 252V253H191ZM199 251H201V250H199ZM199 251H197V252H199ZM215 251V252H216ZM46 252V253H47ZM159 252V251H158ZM171 252V251H170ZM193 252V251H192ZM205 252V251H204ZM229 251H227V253H228ZM232 252V251H231ZM249 252V251H248ZM248 252H246V253H248ZM178 253V252H177ZM183 253V252H182ZM184 253H186L185 251H184ZM183 253V254H184ZM194 253V252H193ZM200 253H202V252H200ZM245 253V252H244ZM132 254V253H131ZM144 254H145V252H144ZM162 254H164V253H162ZM172 254V253H171ZM175 254V253H174ZM180 254V253H179ZM188 254V253H187ZM192 254V253H191ZM38 255V254H37ZM37 255H35V256H37ZM168 255V254H167ZM182 255V254H181ZM185 255V254H184ZM196 255V254H195ZM194 255V256H195ZM232 255V254H231ZM47 254H45V257L47 258ZM96 256V255H95ZM103 256V255H102ZM158 256V255H157ZM191 256V255H190ZM198 256V255H197ZM38 257V256H37ZM133 257V256H132ZM155 257H156V254H155ZM179 257V256H178ZM181 257V256H180ZM188 257V256H187ZM240 257V256H239ZM81 258V257H80ZM145 258H146V256H145ZM172 258V257H171ZM183 258V257H182ZM60 259H62V257L60 258ZM59 259V260H60ZM65 259V258H64ZM75 259H77V258H75ZM148 259V258H147ZM189 259H191V257H189ZM199 259H201V258H199ZM223 259V258H222ZM38 260V259H37ZM56 260V259H55ZM99 260V259H98ZM108 260V259H107ZM123 260V259H122ZM157 260V259H156ZM181 260V259H180ZM198 260V259H197ZM203 261H204V259H202ZM206 260V261H207ZM67 261V260H66ZM145 261H146V259H145ZM170 261V260H169ZM188 261V260H187ZM194 261L196 262V260L194 259ZM61 262V261H60ZM77 262H78V260H77ZM192 262V261H191ZM49 263H51V262H49ZM48 263V264H49ZM127 263L128 264H130V262H128L127 261ZM170 263V262H169ZM190 263V262H189ZM194 262H192V264H193ZM224 263V262H223ZM57 264V263H56ZM62 264V263H61ZM64 264V263H63ZM121 264V263H120ZM151 264V263H150ZM155 264V263H154ZM158 264H162V262H159ZM196 264H197V262H196ZM199 264V263H198ZM235 264V263H234ZM247 264V263H246Z\"/></svg>",
  "mask_w": 264,
  "mask_h": 264
}]
</instances>
